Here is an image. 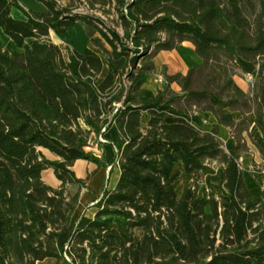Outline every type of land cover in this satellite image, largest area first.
I'll return each mask as SVG.
<instances>
[{
  "label": "trees",
  "instance_id": "obj_1",
  "mask_svg": "<svg viewBox=\"0 0 264 264\" xmlns=\"http://www.w3.org/2000/svg\"><path fill=\"white\" fill-rule=\"evenodd\" d=\"M38 1L47 11L0 0V28L18 48L0 45V264H264V189L255 199L240 163L251 150L249 114L264 140V0ZM13 9L26 18H15ZM78 9L116 15V26ZM81 22L109 44L105 58L86 48L65 60L52 36ZM184 42L202 64L167 75L163 89L142 98L157 55ZM239 56L259 66L250 93L235 80ZM224 99L243 114L225 123L236 155L186 118ZM171 112L175 121L167 119ZM114 125L118 143L106 136ZM93 135L113 146L110 166L121 174L87 206L97 209L94 217L83 212L74 223L87 181L108 167L88 151ZM254 144L264 160V148ZM79 160L98 169L81 178ZM213 161L219 167L212 181L220 184L223 175L226 192L201 195L203 169ZM179 166L194 176L181 195ZM47 170L58 188L46 182ZM69 185L80 190L71 193Z\"/></svg>",
  "mask_w": 264,
  "mask_h": 264
},
{
  "label": "crops",
  "instance_id": "obj_2",
  "mask_svg": "<svg viewBox=\"0 0 264 264\" xmlns=\"http://www.w3.org/2000/svg\"><path fill=\"white\" fill-rule=\"evenodd\" d=\"M19 2L24 7L31 9L33 11H36V12L47 11V7L43 3L39 2L38 0H19ZM68 2H69L68 0H64L63 5H67ZM12 15L15 18H20V19L26 18L25 15L18 9H13ZM52 38L56 43L59 44L63 52L64 58L67 62L70 61V57L75 50L83 52L86 50V48H90L99 53V48H98L99 46H103L104 48L109 50L108 48L109 44L102 37V35L100 33H96L93 36H89L88 27L82 22L70 28L67 31V33L64 34L63 36L55 37L53 35ZM95 41L96 43L99 44V46H97L94 43ZM12 49L14 50L15 48H12ZM237 62L239 65V72H241L246 78H242V76L237 74L235 76V80L239 84V86H241L247 93H250L251 85L255 82V80L259 76V66L252 62H248L244 60L240 56L237 58ZM201 64H202V59L200 56L196 54L195 47L191 42H184L181 45H179L177 48H175L173 51H163L159 53L157 57L155 58V67H156L155 71L149 76L148 82L142 87L140 91V96L142 98H152L158 93V90L163 89V85L161 86V84L158 85L152 82L151 77H154L155 73L160 72L164 66H166L167 75L173 76L178 73L185 74L191 67H199ZM107 70L108 69L104 68L103 76L106 75ZM172 88L176 90L177 92L181 91V88L179 87L177 83L172 84ZM215 104H216L215 109L211 111L204 112L201 110H197L193 114L187 115L186 118L189 121L193 122L200 129L204 131L212 132L216 134L217 136H219L225 142L226 149L228 150V152L232 155H236L237 154V141L232 136L231 129L227 125L224 124L223 118L229 116L230 121L231 120L239 121L243 118V114L241 112L234 111L232 104L229 100H226V99L215 100ZM175 115L176 114L174 112H171L169 116L167 117V119L169 121H175L176 119ZM248 121L250 124V133H245L244 136L248 142V146L251 148L250 151L255 152L254 148L257 146L253 144L254 142L260 144L264 148L263 135L255 123V115L253 113L248 115ZM143 122H144V125H146L147 120L144 119ZM108 134H110L111 137H109ZM106 136L112 139L113 141H115L116 143L121 141V135L115 125L112 126V128L107 132ZM105 147L111 150L110 156H113V152H114V157H115V150L113 146H110L109 144L106 143ZM248 153L249 152H243L242 155H245ZM82 161L84 160L77 161L75 164V167ZM207 165L203 169V173L205 176V182L208 181L209 177L212 178V176L217 173L216 171L210 174L207 173L206 172ZM96 168L98 169V167ZM177 169L181 170L182 173H181L180 179L175 183V187H176L178 194L181 195L184 187L193 181L194 176L187 174L184 171L182 166H179ZM50 171H52L53 173L51 176V181L48 184H50L53 187L58 188L61 185V181L56 177L53 170L45 171L44 175ZM100 174H102V172ZM120 174H121V171H120ZM222 178L224 181L223 175H222ZM93 184H94V181H93ZM223 186H224V182H223ZM100 188L101 186H99L97 191H99ZM223 192H226V190ZM252 193L254 195V192ZM82 208H83V201L81 197L78 209L76 211L78 215L76 216L75 214L76 219L78 218L80 214L83 213L84 210ZM91 210H93V213L91 215L86 213V215L89 217H94V215L97 212V209L91 208ZM55 260H56L55 258H49L45 261L53 262ZM40 263L42 262H39L38 264Z\"/></svg>",
  "mask_w": 264,
  "mask_h": 264
},
{
  "label": "rangeland",
  "instance_id": "obj_3",
  "mask_svg": "<svg viewBox=\"0 0 264 264\" xmlns=\"http://www.w3.org/2000/svg\"><path fill=\"white\" fill-rule=\"evenodd\" d=\"M76 11L78 13L87 14L89 16H98V17L105 18L107 20V23L109 24V26H111V27L116 26L115 21L117 19V16L116 15H104L103 11L101 9L95 10V11H90L87 9H80V10L78 9ZM117 29L122 33L121 27H117ZM94 43L97 46H99V44L96 43V41ZM0 45L2 47H6V48H9L11 50H13L12 48H15L14 50H18L14 41L9 36H7L1 28H0ZM98 48H99V53L102 55V57L105 58L106 57V51H108V49L104 48L103 46H99ZM108 48H109V50H111V47L109 45H108ZM166 70H167L166 66H164L160 72L155 73L154 77H151V81L159 85L160 84V80H159L160 76H164V78L166 80V75H167ZM237 74L242 76V78H246L239 71H237ZM257 80H258V78L255 80V82ZM252 85H251V88H252ZM164 87H165V85H163V88ZM229 121H230L229 116L223 118L224 124L228 123ZM108 136L111 137L110 134H108ZM252 142H253V140H252ZM105 145H106L105 142H103V143L97 142V137L93 135L91 138V146L88 148V151L94 152L108 166L105 168L103 167V168L98 169L97 172L95 173V175L92 177V180L87 181V185H88L87 188L82 190V201H83V208L82 209L84 210L83 212L88 213L89 215H91L93 213V210H91V208L87 209V206L90 203L97 201L99 199V196H100L104 187H107L109 189H113L116 186V185H113V176H114L115 172H118V170H120L119 167L110 166L113 159L115 158L114 152H113V156H110L111 150L106 148ZM110 146H112V145H110ZM254 149H255V152L250 151L248 154L242 155V157L240 159V163L242 165L243 173H244V176H245V179H246V182H247V185H248L250 191L254 192L255 199H259V197L261 196V193L264 189V160L261 156L260 151L257 149V147H255ZM44 152L49 158L55 159V156L53 154H51L49 151L45 150ZM96 167H98V165L96 163L84 160V161L80 162L74 169L77 172V175L79 177L86 179L91 174H93V172L97 169ZM218 167H219V163L217 161H213L207 165L206 172L209 174L213 173L215 171L217 172ZM101 172H102V174H100ZM52 173L53 172L50 171L44 175V178H45L47 183H50ZM119 178H120V175H119ZM93 181H94V184H93ZM223 182L224 181L222 178V182L220 184H215V183H213L212 178L209 177L208 181H206L205 184L203 185L200 194L201 195L203 194L204 189H209V190L216 191V192L219 190L225 191L224 186H223ZM99 186H101V188H100L101 191L100 190L97 191ZM68 190L71 193H76L80 190V187L78 185H69ZM77 215H78V213H76V216ZM76 216H74V219H73L74 223L76 221V218H75ZM40 264H69V263L67 261L59 262L56 259L53 262L45 261V262H42Z\"/></svg>",
  "mask_w": 264,
  "mask_h": 264
},
{
  "label": "bare ground",
  "instance_id": "obj_4",
  "mask_svg": "<svg viewBox=\"0 0 264 264\" xmlns=\"http://www.w3.org/2000/svg\"><path fill=\"white\" fill-rule=\"evenodd\" d=\"M105 68L108 69L107 65H105ZM119 175H120V170H118V172H115V174L113 176V185H117Z\"/></svg>",
  "mask_w": 264,
  "mask_h": 264
},
{
  "label": "built area",
  "instance_id": "obj_5",
  "mask_svg": "<svg viewBox=\"0 0 264 264\" xmlns=\"http://www.w3.org/2000/svg\"><path fill=\"white\" fill-rule=\"evenodd\" d=\"M159 80H160V84H161V86H162V85H165L166 82H167V81L165 80L164 76H160V79H159Z\"/></svg>",
  "mask_w": 264,
  "mask_h": 264
}]
</instances>
